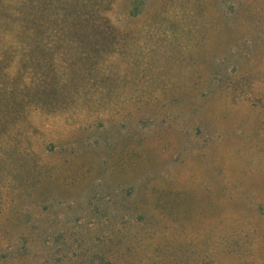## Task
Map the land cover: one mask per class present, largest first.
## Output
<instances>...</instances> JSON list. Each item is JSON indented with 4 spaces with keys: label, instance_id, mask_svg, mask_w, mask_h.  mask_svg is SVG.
<instances>
[{
    "label": "rangeland",
    "instance_id": "374dc122",
    "mask_svg": "<svg viewBox=\"0 0 264 264\" xmlns=\"http://www.w3.org/2000/svg\"><path fill=\"white\" fill-rule=\"evenodd\" d=\"M0 264H264V0H0Z\"/></svg>",
    "mask_w": 264,
    "mask_h": 264
},
{
    "label": "trees",
    "instance_id": "16d2710c",
    "mask_svg": "<svg viewBox=\"0 0 264 264\" xmlns=\"http://www.w3.org/2000/svg\"><path fill=\"white\" fill-rule=\"evenodd\" d=\"M94 21V20H93ZM96 22H94V27L97 25V28H101V27H103L102 26V24H101V22H100V20L98 21V19H96L95 20ZM88 22H90L88 19H86V21L85 20H78V27H80L81 29H83V28H87V29H89L90 27H92L93 28V26L92 25H90V24H88ZM105 24H107L106 23V21H105Z\"/></svg>",
    "mask_w": 264,
    "mask_h": 264
}]
</instances>
